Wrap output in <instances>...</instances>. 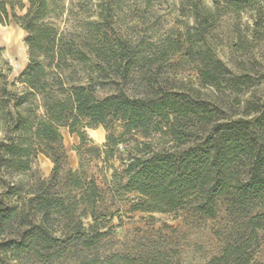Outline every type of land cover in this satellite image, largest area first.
<instances>
[{
	"label": "rangeland",
	"instance_id": "374dc122",
	"mask_svg": "<svg viewBox=\"0 0 264 264\" xmlns=\"http://www.w3.org/2000/svg\"><path fill=\"white\" fill-rule=\"evenodd\" d=\"M29 7L0 0V210L17 209L0 228V264H264V195L218 196L210 216L194 197L146 211L123 187L132 157L184 147L162 110L183 143L217 124L261 128L264 0H45L30 43L15 18ZM73 87L152 112L136 129L120 114L74 120ZM53 102L66 104L65 125L48 142L36 130ZM40 197L53 206L47 218ZM37 227L42 240L31 238Z\"/></svg>",
	"mask_w": 264,
	"mask_h": 264
},
{
	"label": "trees",
	"instance_id": "16d2710c",
	"mask_svg": "<svg viewBox=\"0 0 264 264\" xmlns=\"http://www.w3.org/2000/svg\"><path fill=\"white\" fill-rule=\"evenodd\" d=\"M29 3L30 7L24 16H15L17 20L25 21L20 23V26L29 33L28 43L32 40V33L36 31L32 16L38 13L45 0H29ZM6 17L0 18V22L6 21ZM70 100L73 105V119L83 116L90 124L104 123L109 115L120 114L129 128L136 129L147 123L146 115L152 112L149 104H140L139 101L129 100L121 94L96 99L92 92L84 87L71 88ZM65 107L66 104L62 102L49 104V121L38 123L36 136L48 142L58 141V126L65 125V122H62ZM259 110L260 114L256 120H263V123L259 124L261 128L254 133L249 132L247 126L229 122L217 124L206 132L202 139L193 143L182 142V133L175 130L174 123L169 121V114L162 110L159 115L168 120L169 131L176 143L184 147L147 152L142 157H132L127 165L128 178L124 189L143 195L145 200L138 205L146 211L173 210L194 197L197 209L210 216L213 215V202L218 196L231 194L246 199L264 195V101ZM54 115L60 116L53 118ZM174 120L177 122L176 117ZM68 126L73 127L74 122ZM110 138L112 136H109ZM242 166L246 169L247 178L244 180L234 177V171ZM91 189L92 195L95 194L94 184ZM54 202V207L63 209V199H55ZM49 204V200L40 197L36 205L37 211H43L45 218L48 217L49 207H53ZM16 212V208L1 209L0 228L4 227ZM31 238H44L39 227L33 230ZM225 259L226 255L215 258L208 264H218ZM234 263L238 264L236 261Z\"/></svg>",
	"mask_w": 264,
	"mask_h": 264
}]
</instances>
